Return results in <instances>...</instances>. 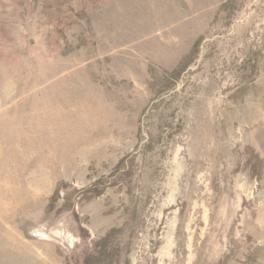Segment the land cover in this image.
<instances>
[{"label":"rangeland","instance_id":"obj_1","mask_svg":"<svg viewBox=\"0 0 264 264\" xmlns=\"http://www.w3.org/2000/svg\"><path fill=\"white\" fill-rule=\"evenodd\" d=\"M0 264H264V0H0Z\"/></svg>","mask_w":264,"mask_h":264}]
</instances>
